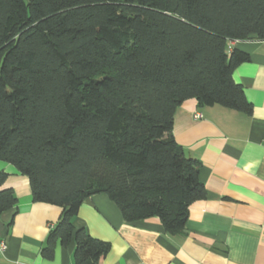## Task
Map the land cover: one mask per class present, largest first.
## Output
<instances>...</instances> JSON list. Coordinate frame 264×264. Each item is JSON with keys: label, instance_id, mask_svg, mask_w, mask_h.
<instances>
[{"label": "trees", "instance_id": "obj_1", "mask_svg": "<svg viewBox=\"0 0 264 264\" xmlns=\"http://www.w3.org/2000/svg\"><path fill=\"white\" fill-rule=\"evenodd\" d=\"M251 38L264 0H0V160L61 208L45 251L73 238L74 264H99L109 244L73 218L100 193L127 222L183 230L205 188L173 113L194 98L249 115L233 79L249 56L228 43ZM15 201L0 189V212Z\"/></svg>", "mask_w": 264, "mask_h": 264}, {"label": "crops", "instance_id": "obj_2", "mask_svg": "<svg viewBox=\"0 0 264 264\" xmlns=\"http://www.w3.org/2000/svg\"><path fill=\"white\" fill-rule=\"evenodd\" d=\"M249 60L233 79L252 105L249 115L219 105L198 106L190 98L173 113L171 133L184 153L199 161L205 197L192 202L181 232L167 234L157 217L123 219L105 194L79 207L75 228L109 244L99 264H264V40H234ZM201 119L193 118L195 112ZM15 204L0 212V264H74L75 242L55 239L45 251L61 208L32 199L28 178L0 160Z\"/></svg>", "mask_w": 264, "mask_h": 264}, {"label": "built area", "instance_id": "obj_3", "mask_svg": "<svg viewBox=\"0 0 264 264\" xmlns=\"http://www.w3.org/2000/svg\"><path fill=\"white\" fill-rule=\"evenodd\" d=\"M193 118L195 119H201L202 114L200 112H195L193 115ZM7 248V244L4 241H0V253H3Z\"/></svg>", "mask_w": 264, "mask_h": 264}]
</instances>
